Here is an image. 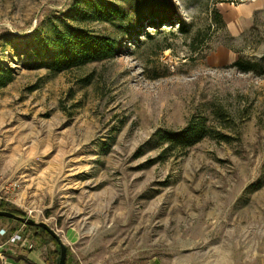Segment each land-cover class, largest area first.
<instances>
[{"label": "rangeland", "instance_id": "obj_1", "mask_svg": "<svg viewBox=\"0 0 264 264\" xmlns=\"http://www.w3.org/2000/svg\"><path fill=\"white\" fill-rule=\"evenodd\" d=\"M109 1L128 23L76 18L87 0H0V200L53 227L67 264H264V0ZM69 25L113 55L50 69L38 41ZM198 118L187 147L157 134ZM0 227L31 240L9 244L23 264H58L45 236Z\"/></svg>", "mask_w": 264, "mask_h": 264}, {"label": "trees", "instance_id": "obj_2", "mask_svg": "<svg viewBox=\"0 0 264 264\" xmlns=\"http://www.w3.org/2000/svg\"><path fill=\"white\" fill-rule=\"evenodd\" d=\"M85 4L88 14L83 13L81 9L78 8L75 14L76 18L90 17L100 22H107L120 27H122L124 23L129 22L127 11L123 10L120 5L109 0H87ZM144 5L143 3L142 6ZM163 5L155 6L158 7L157 9L161 10L157 11L156 14L159 15L161 12L159 16L162 15V17H167L171 9ZM214 12V18L219 22H223L221 14L217 10H214ZM82 14H84V16ZM157 21H160V19ZM138 24L139 21L134 25ZM38 44L52 48L51 59L46 65L52 70H61L72 65L84 63L85 61L102 60L112 56L114 53L115 40L107 35L94 33L79 25H69L64 28H53L52 35L44 34L39 39ZM235 64L242 70L252 68L240 61H236ZM8 79L9 76L1 72L0 85H4ZM157 134L171 146L187 147L206 136L207 129L205 119H191L179 129H161ZM0 209H6L22 216L26 215L25 211L4 200H0ZM0 218L14 221L13 218L3 216H0ZM15 221L23 224L21 221ZM23 225H25L26 228L33 229L34 235H39L40 237L45 236L46 242L51 241L55 245V249L52 250L51 253L57 259L60 254L58 240L39 226L30 224ZM14 230L15 228L8 229L9 233ZM67 263L68 260L66 258V264Z\"/></svg>", "mask_w": 264, "mask_h": 264}, {"label": "water", "instance_id": "obj_3", "mask_svg": "<svg viewBox=\"0 0 264 264\" xmlns=\"http://www.w3.org/2000/svg\"><path fill=\"white\" fill-rule=\"evenodd\" d=\"M0 216L13 218L14 220L21 221L23 224L36 225L45 229L51 236H53L59 242L60 254L58 258V264H66V246L61 242L57 231L49 224H47L45 221L37 220L28 215L22 216L6 209H0Z\"/></svg>", "mask_w": 264, "mask_h": 264}, {"label": "built area", "instance_id": "obj_4", "mask_svg": "<svg viewBox=\"0 0 264 264\" xmlns=\"http://www.w3.org/2000/svg\"><path fill=\"white\" fill-rule=\"evenodd\" d=\"M11 185H16V182L12 183ZM2 189H6L7 190V189H9V186L6 184V180L3 179V176L0 173V191ZM0 236H2V237L6 236V239L3 242H0V247L5 245V243L11 244V245H16L19 242H21V243L23 242L22 245H25L27 247H31L32 246L31 245V240L26 235H22L21 231L18 230V229H15L14 231L9 233L7 228L0 227Z\"/></svg>", "mask_w": 264, "mask_h": 264}, {"label": "crops", "instance_id": "obj_5", "mask_svg": "<svg viewBox=\"0 0 264 264\" xmlns=\"http://www.w3.org/2000/svg\"><path fill=\"white\" fill-rule=\"evenodd\" d=\"M5 250L7 254L5 253ZM15 252V249L9 247V244L7 245V243H5V245L0 247V264H23L20 257L18 258L16 254L13 255ZM28 257L30 258V256Z\"/></svg>", "mask_w": 264, "mask_h": 264}]
</instances>
